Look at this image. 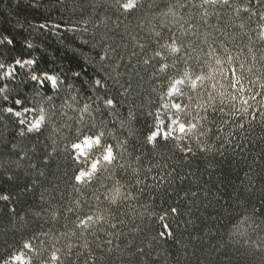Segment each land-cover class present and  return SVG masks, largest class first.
Instances as JSON below:
<instances>
[{
	"label": "trees",
	"instance_id": "trees-1",
	"mask_svg": "<svg viewBox=\"0 0 264 264\" xmlns=\"http://www.w3.org/2000/svg\"><path fill=\"white\" fill-rule=\"evenodd\" d=\"M127 1L0 0V264H264V0Z\"/></svg>",
	"mask_w": 264,
	"mask_h": 264
},
{
	"label": "rangeland",
	"instance_id": "rangeland-1",
	"mask_svg": "<svg viewBox=\"0 0 264 264\" xmlns=\"http://www.w3.org/2000/svg\"><path fill=\"white\" fill-rule=\"evenodd\" d=\"M137 1L138 0H128L125 3V6L127 8H130L134 6ZM31 124L37 127L40 125V120H33ZM185 132H186L185 126L183 123H181L179 118H177L173 114H169L168 119L160 120L156 134H163V135L173 136V137H181ZM97 142H98L97 139L88 138L84 140L82 143L76 145L75 148H77L78 155L82 158H88V157L93 156L92 149L97 144ZM104 158L109 160L111 159V155L107 153L104 155ZM97 162H98V158L93 159L91 170L89 172H83L80 175V179L92 174L94 170L96 169ZM15 261H20L22 263H25L27 259L23 255H18L15 257Z\"/></svg>",
	"mask_w": 264,
	"mask_h": 264
},
{
	"label": "bare ground",
	"instance_id": "bare-ground-1",
	"mask_svg": "<svg viewBox=\"0 0 264 264\" xmlns=\"http://www.w3.org/2000/svg\"><path fill=\"white\" fill-rule=\"evenodd\" d=\"M157 127H158V125L156 124V127H155V128L157 129ZM87 139H88V138H87ZM85 140H86V139H85ZM79 144H80V143H79ZM77 145H78V144H77Z\"/></svg>",
	"mask_w": 264,
	"mask_h": 264
},
{
	"label": "snow or ice",
	"instance_id": "snow-or-ice-1",
	"mask_svg": "<svg viewBox=\"0 0 264 264\" xmlns=\"http://www.w3.org/2000/svg\"><path fill=\"white\" fill-rule=\"evenodd\" d=\"M77 179L79 180V179H80V177H77Z\"/></svg>",
	"mask_w": 264,
	"mask_h": 264
}]
</instances>
